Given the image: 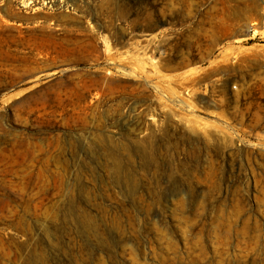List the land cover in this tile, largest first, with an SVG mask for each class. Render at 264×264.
I'll use <instances>...</instances> for the list:
<instances>
[{
	"label": "rangeland",
	"instance_id": "obj_1",
	"mask_svg": "<svg viewBox=\"0 0 264 264\" xmlns=\"http://www.w3.org/2000/svg\"><path fill=\"white\" fill-rule=\"evenodd\" d=\"M108 1L0 0V264L25 263L28 252L21 246L27 236L40 251L43 229L32 232L29 226L44 212L58 210L57 203L65 211V203L79 187L78 177L85 189L96 187L100 194L111 190L107 183L96 186L87 180L89 169L79 166L70 153L72 139L91 140L102 119L108 124L107 135L122 145L127 143L126 135L143 140L150 135V127L157 134L163 132L168 114L177 120L189 119L187 131L198 134L209 148H227L222 161L214 154L202 156L200 192L218 198L210 218L216 221L215 227L231 228L235 255L245 259L262 254L264 258L263 196L258 193L264 187V160L258 157L264 154V128H252L249 111L253 103H262L264 108V96L257 87L262 83L256 84L250 76L248 60L259 56L263 67L254 75L264 76V0H112L136 14L117 22V29L105 38L107 15L101 11ZM131 20L137 21L135 26ZM91 34L105 42L94 44ZM112 57L126 60L117 62ZM132 57L160 78L146 82L142 73L127 64ZM218 68L224 70L196 83L186 81ZM91 73L121 81L139 78L146 82L154 101L125 97L108 101L96 89L82 102L81 92L91 84L86 75ZM167 79L178 84L174 94L168 93L167 83H161ZM62 151L66 156L55 162ZM78 157L79 162L92 163L86 153ZM135 161L140 164L139 158ZM97 163L108 162L99 158L91 168L96 169ZM242 165L245 182L237 184ZM104 169L99 174L104 175ZM218 169L224 171L219 188L211 176ZM169 185L163 178L162 186ZM240 185L251 192L247 202L232 197ZM179 202L187 203L185 193L181 197L171 194L165 200L166 222L171 227H185L175 211ZM200 203L203 207L207 201L202 197ZM239 207L246 213L237 214ZM89 211L97 215L94 209ZM182 215L197 219L190 211ZM160 219L159 213L153 215V221ZM21 222L25 230L18 227ZM244 226L248 234L244 238L241 233L239 238L237 233ZM53 234L46 236L41 253L48 264H65L59 252L62 245ZM71 234L79 241L76 232ZM215 241L221 247L226 243ZM117 261L131 264L120 256ZM106 264L114 263L106 259Z\"/></svg>",
	"mask_w": 264,
	"mask_h": 264
},
{
	"label": "bare ground",
	"instance_id": "obj_2",
	"mask_svg": "<svg viewBox=\"0 0 264 264\" xmlns=\"http://www.w3.org/2000/svg\"><path fill=\"white\" fill-rule=\"evenodd\" d=\"M101 12L107 15L104 32L108 34L105 38H109L111 30L117 29V22L128 21L136 14L127 5L113 3L112 0L107 2ZM149 18L147 16L146 20L148 21ZM136 22L131 20L133 26ZM89 36L90 41L96 45L105 42L100 36L94 34ZM112 59L117 62L126 60L113 57ZM248 60L250 76L257 80L256 84L262 83L257 87L264 96V76L254 75L257 69L263 67L262 61L259 56ZM127 64L131 65L135 72L142 73L146 82L160 78L157 72L153 75L149 74L139 59L132 57ZM221 69L224 70L218 68L202 77L195 74L186 81L188 83L202 81ZM228 69L233 68L228 67ZM86 76L90 78L91 84H87L82 90L80 95L82 102L86 101L88 94L96 89L103 91L98 96H104L108 101L123 97L136 102L142 99L154 101L148 94L146 82L139 78L121 81L114 76H102L98 73ZM162 82L167 83L166 87L170 89L168 93L174 94V87L178 86L177 82L173 79L161 80ZM261 106L262 103H253L252 108L249 109L250 125L255 130L264 128V114H260L264 108ZM119 107H122V103ZM253 108L257 109L254 114L251 112ZM149 112L150 108L147 109L148 114ZM185 122L190 120L186 117L177 120L173 115L168 114L166 128L161 134L155 133L154 128L150 127L151 133L147 138L133 140L130 135H126L127 143L122 145L112 136L107 135L108 124L100 119L96 125L94 138L89 140L82 136L79 139H72L68 144L70 153L78 161L79 166L89 169L90 175L87 180L93 182V185L98 182L107 183L111 186V190L100 194L96 191V187L85 189L84 180L78 177L79 187L75 191V196L65 203V211L61 208V204L57 203L54 206L58 210L52 211V214L49 211L44 212L41 216L35 217L29 226L32 232L43 229V234L38 242L40 251L30 244L32 237L27 236V240L21 246L24 253L28 252L24 264H48L46 256L41 253V247L46 246V236L50 233H54L53 235L62 245V250L59 249V252L65 259V264H106V259L114 264H122L117 261L119 256L124 257L131 264H264L262 254H257L258 257L247 256L245 259L236 256L231 244V228L226 225L225 228L214 226L216 221L210 218V213L216 210L215 204L219 200L200 192L203 174L201 158L207 153L218 156L222 161L227 148L219 145L209 148L198 134L187 131ZM85 130L86 126L81 129V131ZM209 133L210 137L214 135L212 130ZM81 153L92 156V163H86V159L79 162L78 156ZM65 156L64 151L60 152L55 162ZM135 157L139 158V165ZM258 157L264 160V154ZM99 158L108 163L105 165L97 163L98 167L92 169V164ZM66 163L68 167L71 166L70 161L66 160ZM102 167L105 168L104 175L98 172ZM245 175L242 165L237 184L245 182ZM211 176L216 180L219 188L224 178V171L218 169ZM163 178L169 180L170 187L162 186ZM257 183H260L258 179ZM184 193L187 196V203H177L175 211L185 227H171L166 222L165 200L171 194L181 197ZM233 193V199L240 203L247 202L251 196L250 190L244 189L243 185L237 186ZM258 193L263 196L260 200L264 208V187H259ZM202 197L207 201L203 207L200 203ZM89 208L94 209L97 215H93ZM201 209L203 212H199ZM186 211L194 213L197 219L184 217L182 214ZM156 213L162 218L159 221H153V215ZM236 213L244 214L246 209L239 207ZM24 223L21 222L18 227L25 230ZM247 229L248 227L244 226L242 231L237 233L240 234L238 237L241 238L242 233L246 238ZM74 232L78 235L79 241L71 237V233ZM165 234L170 235L171 238H167ZM173 238H179V242ZM216 238L223 239L226 243L221 247L215 241ZM180 244L183 248H180ZM151 260L154 262H150Z\"/></svg>",
	"mask_w": 264,
	"mask_h": 264
}]
</instances>
